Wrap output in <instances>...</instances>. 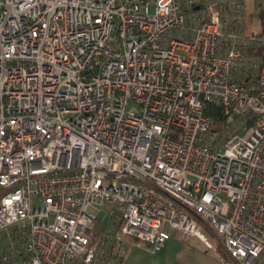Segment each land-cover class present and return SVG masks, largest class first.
<instances>
[{
    "label": "built area",
    "instance_id": "obj_1",
    "mask_svg": "<svg viewBox=\"0 0 264 264\" xmlns=\"http://www.w3.org/2000/svg\"><path fill=\"white\" fill-rule=\"evenodd\" d=\"M220 2L240 5L0 0L1 264H105L131 238L154 254L164 223L264 264V64L207 14Z\"/></svg>",
    "mask_w": 264,
    "mask_h": 264
},
{
    "label": "rangeland",
    "instance_id": "obj_2",
    "mask_svg": "<svg viewBox=\"0 0 264 264\" xmlns=\"http://www.w3.org/2000/svg\"><path fill=\"white\" fill-rule=\"evenodd\" d=\"M264 11V0H240L239 7L234 4L216 3L207 14H219L223 20L224 33H237L240 41L251 40L257 37L261 29L259 13ZM106 204L104 208H108ZM97 213L96 208L91 209ZM106 227L105 220H97L96 226L90 231L95 238L100 237ZM163 228L170 233L162 249L154 254L145 251L144 242L127 239L126 245L118 248L122 254L120 260H108L105 264H223L222 258L226 257L221 242V234L216 229L205 225L200 226L201 231L212 243V248L197 236L186 234L178 237L176 231L167 223ZM11 238L6 230H0V248H7Z\"/></svg>",
    "mask_w": 264,
    "mask_h": 264
},
{
    "label": "trees",
    "instance_id": "obj_3",
    "mask_svg": "<svg viewBox=\"0 0 264 264\" xmlns=\"http://www.w3.org/2000/svg\"><path fill=\"white\" fill-rule=\"evenodd\" d=\"M197 9H202L203 4L197 3L194 6ZM261 29L257 33V40L251 43L245 44L242 48L245 52L255 55L258 60L264 64V11L259 13ZM252 77L256 79V72L252 73ZM206 113H208L213 120L214 129L226 126V116L223 114L222 107L220 105L209 104Z\"/></svg>",
    "mask_w": 264,
    "mask_h": 264
},
{
    "label": "crops",
    "instance_id": "obj_4",
    "mask_svg": "<svg viewBox=\"0 0 264 264\" xmlns=\"http://www.w3.org/2000/svg\"><path fill=\"white\" fill-rule=\"evenodd\" d=\"M256 80V79H255ZM93 237H95V236H93ZM122 258V254H121V257L120 258H114L113 260H120ZM223 259V258H222ZM222 262H223V260H222ZM1 264V263H0ZM224 264V263H223Z\"/></svg>",
    "mask_w": 264,
    "mask_h": 264
}]
</instances>
